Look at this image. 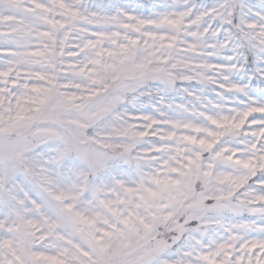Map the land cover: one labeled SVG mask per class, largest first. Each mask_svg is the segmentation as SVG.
<instances>
[{"label": "snow or ice", "instance_id": "obj_1", "mask_svg": "<svg viewBox=\"0 0 264 264\" xmlns=\"http://www.w3.org/2000/svg\"><path fill=\"white\" fill-rule=\"evenodd\" d=\"M0 264H264V0H0Z\"/></svg>", "mask_w": 264, "mask_h": 264}, {"label": "trees", "instance_id": "obj_2", "mask_svg": "<svg viewBox=\"0 0 264 264\" xmlns=\"http://www.w3.org/2000/svg\"><path fill=\"white\" fill-rule=\"evenodd\" d=\"M142 3H150L151 0H141Z\"/></svg>", "mask_w": 264, "mask_h": 264}, {"label": "rangeland", "instance_id": "obj_3", "mask_svg": "<svg viewBox=\"0 0 264 264\" xmlns=\"http://www.w3.org/2000/svg\"><path fill=\"white\" fill-rule=\"evenodd\" d=\"M252 2L258 4L260 2V0H252Z\"/></svg>", "mask_w": 264, "mask_h": 264}]
</instances>
